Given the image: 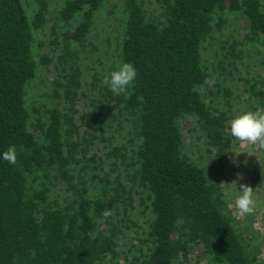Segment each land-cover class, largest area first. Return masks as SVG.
<instances>
[{
    "label": "trees",
    "instance_id": "trees-1",
    "mask_svg": "<svg viewBox=\"0 0 264 264\" xmlns=\"http://www.w3.org/2000/svg\"><path fill=\"white\" fill-rule=\"evenodd\" d=\"M154 2L155 12L144 0H0V264H101L133 228L125 264H185L196 246L209 264H264L221 172L236 140L230 82L264 109V0ZM246 46L256 72L235 75ZM94 52L103 72L85 86ZM124 62L137 79L116 95L103 80ZM49 66L55 76L42 79ZM185 129L212 165L187 150ZM10 146L15 165L2 159Z\"/></svg>",
    "mask_w": 264,
    "mask_h": 264
},
{
    "label": "rangeland",
    "instance_id": "rangeland-1",
    "mask_svg": "<svg viewBox=\"0 0 264 264\" xmlns=\"http://www.w3.org/2000/svg\"><path fill=\"white\" fill-rule=\"evenodd\" d=\"M144 6L149 11H157V5L155 4L154 0H144ZM51 13H54V11H50ZM50 26V22H48V26L46 28L45 33L42 35L44 39V49L45 51H50L49 45L47 43L49 39L50 32L48 30ZM103 32H101V35ZM105 34V33H104ZM107 34H105L106 36ZM252 47V46H251ZM251 47H247V53L243 54L242 64L237 63L235 65V72L234 74H243L245 71L250 72L251 74L256 72V65L255 63L259 59L258 56L252 51ZM52 53V52H49ZM100 54L93 53V54H84V63L87 66L86 69V76H84L85 80V86L89 83L88 73H94V72H103L102 67L97 63L96 59L99 57ZM41 78L42 79H51L55 75V72L53 71L52 67L49 66L46 69L40 70ZM230 82V80H228ZM230 85L232 87V90L236 96L239 97V99L234 103V107L236 108L235 116H238L240 114H243L247 111H252L250 107L245 102L242 91H241V83H237L236 81L230 82ZM88 89V88H86ZM86 98L81 99V102L78 104V110L79 112H83L87 110L86 105ZM255 112V111H253ZM187 128V127H186ZM126 128L123 130H120L115 133L114 139L117 143H120L125 139ZM191 134L188 133L185 129L183 132L184 141L186 144L187 150H192L194 152V158L197 159L200 157V161L203 164H210L212 165V162L210 160V157L204 152L203 143L202 140H197L195 137L192 138L190 136ZM259 147H249L244 144H241L238 140H234L232 143V150L231 155L229 156L228 162L225 164L224 168L221 169V172L223 173V193L224 196L229 201L228 206L231 209L233 216L236 218L237 222L241 225V228L247 235L251 234L252 236V243L258 247L260 251V257L262 261L264 262V188L259 186L257 184V179L255 178L254 174H257L260 172L262 166H261V154L259 152ZM95 150L99 151L101 154L102 147L100 144L95 146ZM241 152H248V153H241ZM240 153V154H239ZM238 154V155H237ZM237 173L243 174V180H241L239 183L247 184L251 186L254 189V199L256 201L255 209L253 213L240 216L237 212V210L234 207V202L237 196L239 195V183L237 184V188L234 185H231L230 183L234 180H236ZM226 183V184H225ZM59 195H63L62 188L56 189L55 192H52L51 198L59 197ZM232 205V207H230ZM132 217L137 221L138 227H145L144 221L147 219V215H142L138 213V209L133 210ZM131 231H137L141 232V229H130L129 231H125L124 236H122L118 240L117 245V252L118 256L114 260L105 259L102 261L101 264H125L124 257L127 255V248L130 246V244L134 241V233ZM128 256L129 253H128ZM185 264H209L207 258L201 254L200 247L196 246L193 247V249L190 251L188 255V261Z\"/></svg>",
    "mask_w": 264,
    "mask_h": 264
},
{
    "label": "clouds",
    "instance_id": "clouds-1",
    "mask_svg": "<svg viewBox=\"0 0 264 264\" xmlns=\"http://www.w3.org/2000/svg\"><path fill=\"white\" fill-rule=\"evenodd\" d=\"M136 79L137 70L134 65L130 62H124L120 64L116 70L111 71L105 76L103 84L116 95H126L128 90L134 85ZM230 134L241 144L264 149V109L255 112L247 111L236 116L230 123ZM2 159L9 164L15 165L17 162L16 147L10 146L5 150L2 153ZM236 176V180L232 181L230 184L237 188V184L243 180V174L237 173ZM239 188V195L234 202L235 209L240 216L253 213L256 204L254 189L243 183H239ZM230 207H232V205H230ZM112 214V211L107 209L104 210L101 215L107 219L112 216Z\"/></svg>",
    "mask_w": 264,
    "mask_h": 264
}]
</instances>
